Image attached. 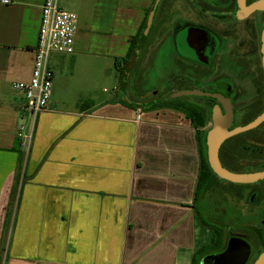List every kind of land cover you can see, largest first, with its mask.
Listing matches in <instances>:
<instances>
[{
    "label": "crops",
    "instance_id": "obj_1",
    "mask_svg": "<svg viewBox=\"0 0 264 264\" xmlns=\"http://www.w3.org/2000/svg\"><path fill=\"white\" fill-rule=\"evenodd\" d=\"M7 1L0 4V264H196L209 256L197 255L212 241L196 209L197 130L183 112L153 107L170 95L148 102L127 88L147 44L167 32L169 0H58L78 17L74 53L49 58L52 94L33 122L20 113L13 84L31 75L44 0ZM102 84L113 93L99 100ZM20 126L32 130L26 148L16 138Z\"/></svg>",
    "mask_w": 264,
    "mask_h": 264
},
{
    "label": "flooded vegetation",
    "instance_id": "obj_2",
    "mask_svg": "<svg viewBox=\"0 0 264 264\" xmlns=\"http://www.w3.org/2000/svg\"><path fill=\"white\" fill-rule=\"evenodd\" d=\"M257 1L260 0H245L244 7ZM184 3L188 12L175 9L171 29L173 71L169 101L199 110L206 146L215 108L219 111L218 118L228 120V132L243 129L264 114L261 63L264 12L256 10L237 16V0ZM184 91L199 95L171 98ZM194 98L199 99L197 104L189 101ZM218 160L222 168L239 175L264 172V120L248 131L226 138L219 147ZM239 186L245 190L233 195V200L243 201L244 210H257L260 230H256L255 238L261 253L264 250V180ZM243 240L251 247L249 264L253 245Z\"/></svg>",
    "mask_w": 264,
    "mask_h": 264
},
{
    "label": "rangeland",
    "instance_id": "obj_3",
    "mask_svg": "<svg viewBox=\"0 0 264 264\" xmlns=\"http://www.w3.org/2000/svg\"><path fill=\"white\" fill-rule=\"evenodd\" d=\"M188 1L193 0H169L165 4H162L165 9L167 7L168 12L166 15H169V23H167L165 28L167 32L159 34L158 40L147 44V50L141 60L140 67L136 68L134 75L127 79L129 96L134 95L135 99L138 98L149 102L152 97L170 95V79L173 66L171 64V34L169 33L171 26L169 27V25L171 21L172 23L174 22L175 9L178 8L182 12H188L186 3H184H188ZM215 1L220 2L222 0ZM145 41H140L141 46L137 49L138 55H140L142 47L144 46L143 48H145ZM112 88L111 84H102L97 95L94 97L99 100L106 99L112 95ZM189 101L197 104L199 99L194 98ZM244 190V186L226 183L219 179L214 186L209 189L204 188L198 192L196 209L203 220L222 232L225 241L229 237L237 236V238L250 242L253 245V256L249 264H254V261L260 254V244H258L255 238L256 230H260V226L257 224V220L259 219L256 215L257 210H244L242 206L243 201L240 203L233 200V195H239ZM201 262L197 261V264H201Z\"/></svg>",
    "mask_w": 264,
    "mask_h": 264
},
{
    "label": "built area",
    "instance_id": "obj_4",
    "mask_svg": "<svg viewBox=\"0 0 264 264\" xmlns=\"http://www.w3.org/2000/svg\"><path fill=\"white\" fill-rule=\"evenodd\" d=\"M1 5L9 1L0 0ZM38 37L32 50V72L27 82L14 83L13 88L23 99L21 114L33 122L38 115L47 111L52 94L53 72L49 68V58L52 54L72 55L74 39L77 32L78 17L74 13L62 10L58 0H44L41 6ZM26 126H20L16 138L21 147L29 146L31 131Z\"/></svg>",
    "mask_w": 264,
    "mask_h": 264
},
{
    "label": "water",
    "instance_id": "obj_5",
    "mask_svg": "<svg viewBox=\"0 0 264 264\" xmlns=\"http://www.w3.org/2000/svg\"><path fill=\"white\" fill-rule=\"evenodd\" d=\"M237 16L248 15L256 10H262L264 12V1L260 0L253 3L251 6L245 8V0H237ZM153 21V14H149L147 25L151 24ZM261 54H262V66L264 69V25L261 35ZM197 92H180L171 98L177 97H194L198 96ZM169 98V97H168ZM228 111V110H227ZM229 117L230 114L228 113ZM219 111L215 108L213 111L212 123L213 126L209 131L206 137V148L207 154L206 159L207 163L215 175L220 181L228 182L231 184H251L255 182H259L264 180V172L261 173H252V174H237L227 171L226 169L221 167V164L218 160L219 147L222 142L228 138L229 136L235 133H242L248 131L258 124H260L264 120V114L261 118H258L256 121L246 126L243 129H238L234 132H228V120H222V118H218ZM228 117V118H229ZM250 245L241 238H237V236L229 237L226 241V247L220 253L212 254L206 256L201 264H248L249 255H250ZM254 264H264V250L258 255Z\"/></svg>",
    "mask_w": 264,
    "mask_h": 264
},
{
    "label": "trees",
    "instance_id": "obj_6",
    "mask_svg": "<svg viewBox=\"0 0 264 264\" xmlns=\"http://www.w3.org/2000/svg\"><path fill=\"white\" fill-rule=\"evenodd\" d=\"M132 54H133V47H130L128 57L126 59H123V62L124 61L126 62L128 59H131ZM118 64L119 61H115V68L118 67ZM158 105L165 106L166 108H173L183 112L185 114V118L189 120L192 126L197 130L196 139L201 154H200V173L198 177L197 191L195 193V197H196L199 191L203 190L204 188L209 189L210 187L214 186L217 183V181H219V179L215 175H213V172L211 171L207 163V159H206L207 148H205V144L200 137L202 135V132L199 131L203 122L202 114L199 112V110L196 107L187 106L182 103L174 104L169 101L168 97L163 99L157 105H153V107H157ZM17 187H19L18 181L16 186L13 187L12 189V195L14 196L17 193L18 190ZM209 228H211L210 230L212 232V241L208 247L202 248L197 252V255L200 258L213 253H217V252L220 253L226 247V241L223 238L222 232L219 231V229L216 227L209 226ZM197 261L199 262V259L196 260V264Z\"/></svg>",
    "mask_w": 264,
    "mask_h": 264
}]
</instances>
